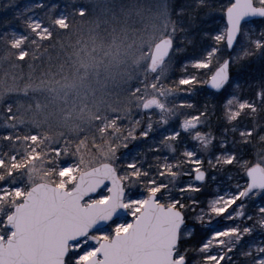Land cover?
<instances>
[{
  "label": "snow or ice",
  "instance_id": "snow-or-ice-1",
  "mask_svg": "<svg viewBox=\"0 0 264 264\" xmlns=\"http://www.w3.org/2000/svg\"><path fill=\"white\" fill-rule=\"evenodd\" d=\"M162 2L167 54H197L143 105L88 190L60 176L62 189L25 197L12 174L0 181V264H264V0ZM45 7L24 9L31 31L50 34L35 11Z\"/></svg>",
  "mask_w": 264,
  "mask_h": 264
},
{
  "label": "rangeland",
  "instance_id": "rangeland-1",
  "mask_svg": "<svg viewBox=\"0 0 264 264\" xmlns=\"http://www.w3.org/2000/svg\"><path fill=\"white\" fill-rule=\"evenodd\" d=\"M149 1H152L153 8L146 10L138 7L134 13L149 20L141 24L143 35L137 38H132L130 34L125 35L124 39L117 41L115 46H111L105 52L104 59L100 57L99 50L97 55L101 59L95 65L88 59L89 53H86L87 59L83 63L74 65L75 71L72 75L66 73L59 63L57 67L59 70L54 79L58 78L45 85L24 86L21 83L17 85V78L13 76L11 69L2 71L0 158H3L4 163L0 168V181L7 182L9 174H12L11 179L16 180L17 186H24L26 195L28 189L35 183L50 182L48 179L52 175L57 176L59 180L60 176L69 177L75 185L81 172L109 163L113 150L121 142L127 129L132 122L141 117L143 105L157 96L161 83L167 87V80L185 54L178 53L160 63L153 71L149 70L153 46L166 37L171 28L162 0ZM158 1L159 5L156 6L155 2ZM127 12L124 11V14L133 15ZM152 18L155 20L152 21ZM217 24L223 26L219 19ZM139 43L141 46H138ZM83 47L90 50L97 46ZM197 52L195 49L194 55ZM5 58L11 62V56L7 55ZM185 62L186 60L183 64ZM203 72L206 80L211 73L209 74L207 69ZM59 77L62 78L59 80ZM122 84L128 86L122 97L126 99L128 105L124 110L113 105L117 101L116 98L120 97L116 91ZM42 91L46 95L42 99L34 98L36 100L33 101L31 96H26ZM207 94L203 86H200L195 98L199 99V96ZM110 126L121 129V136H118L119 132L115 133L116 136L111 140L106 131ZM172 127L176 125L173 124ZM117 136L121 139L116 140ZM26 137L31 141H43L45 151L51 158L50 167L45 158L36 156L33 151L29 153L31 165L24 166V145L30 144ZM65 162L73 167L71 169L64 167ZM62 167L63 171H60ZM59 185L64 187L63 183ZM210 187L214 193L216 186L209 184L208 193ZM106 194V189H102L96 196L99 198L100 195ZM130 195L139 197L135 190ZM131 220L132 217L128 215L117 222ZM102 231L110 232L111 228L107 227Z\"/></svg>",
  "mask_w": 264,
  "mask_h": 264
},
{
  "label": "trees",
  "instance_id": "trees-1",
  "mask_svg": "<svg viewBox=\"0 0 264 264\" xmlns=\"http://www.w3.org/2000/svg\"><path fill=\"white\" fill-rule=\"evenodd\" d=\"M135 1L137 2L135 3ZM50 2L52 0H46L45 8L35 9L37 16L44 24L49 26V34V32H43L42 29L33 32L28 27L30 14L24 12V9L32 5V0H15L13 4H9V0H1L0 77L2 71H6L8 68L13 72V76L17 78V85H20V83L24 86L30 84L45 85L58 78L54 79L56 72L59 70L57 69L59 63L66 73L72 75L75 71L73 70L74 65H80L79 62L83 63L87 59L86 53H89L88 59H91V63L95 65L99 59H104L105 52L111 46H115L117 41L124 39L125 35L130 34L132 38L141 37L143 35L141 24H144L148 18L134 15V13H136L138 7L146 10L153 8L152 1L149 0H55V5ZM155 5H159V1L155 2ZM52 8H55V11H52ZM81 10L84 12L83 15H80ZM124 11H128L133 15L127 16ZM64 18H66V23H56L57 19ZM154 20L152 18V21ZM221 22L224 23L222 20ZM32 27H35L34 23ZM83 46L97 47L87 50ZM138 46H141L140 43ZM98 51L101 58H98ZM194 51L195 49L191 47L186 49L183 56L184 60L182 59L177 63L176 68L166 82L167 86L170 80H175L182 75L181 66L185 60L194 55ZM21 54H24L23 58H21ZM7 55L11 56V62H8L5 58ZM61 78L59 77V80ZM203 88L204 92L211 94L205 89L204 85ZM127 90L128 86H125V84L117 88L116 92L120 97H117V101L113 104L115 108L124 110L128 106L126 99L122 98ZM42 92L34 95L27 94L26 96H31L34 101L36 100L34 98L42 99L46 97L45 92ZM204 97L205 95L199 96V99L195 97L193 99L199 102ZM106 131L112 140L116 136L115 133L119 132L118 136H121L120 131L122 130L116 126H110L106 128ZM118 136L116 140L121 139ZM26 141H29L30 144L24 145V166L31 165L29 153L33 151L36 156L45 158L50 167L51 158L49 153L45 151L43 141H31L27 137ZM246 158L255 161L254 154H249ZM48 180L56 185L62 183L55 175H52ZM208 191L209 188L206 187L201 196L202 200L207 199L209 194L213 192L212 187H210V193ZM192 223H195V221H191L190 226ZM226 226H228V223L225 221H220L214 225L216 228ZM197 239H199V234H197Z\"/></svg>",
  "mask_w": 264,
  "mask_h": 264
},
{
  "label": "water",
  "instance_id": "water-1",
  "mask_svg": "<svg viewBox=\"0 0 264 264\" xmlns=\"http://www.w3.org/2000/svg\"><path fill=\"white\" fill-rule=\"evenodd\" d=\"M0 9H1V0H0ZM253 19H256V18H253ZM168 56L169 55L167 54L166 38H163L160 41H158L152 49L149 69L153 70L161 61L166 59ZM207 88L209 90H212L210 87V84L207 85ZM107 165H108V163H103V164H100L94 168H91L87 171L80 173L78 178H77L76 186H79L81 188V191L88 190L90 187H92L94 185L95 179L100 174H102L106 171ZM95 186L98 187L99 185H95ZM48 189L60 190V189H62V187L55 186V185H52V184H49L46 182H40V183H37L36 185H34L33 187H31L29 189L28 193L29 192H43V191H46ZM101 189H103V187ZM99 191H98V193H99ZM126 215H127L126 213H120L116 219L124 217ZM84 264H91V262L86 261Z\"/></svg>",
  "mask_w": 264,
  "mask_h": 264
}]
</instances>
